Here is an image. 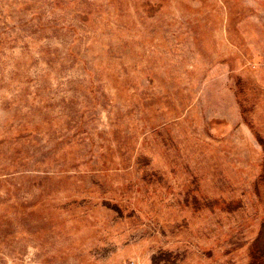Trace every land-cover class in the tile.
Returning <instances> with one entry per match:
<instances>
[{"label": "rangeland", "instance_id": "374dc122", "mask_svg": "<svg viewBox=\"0 0 264 264\" xmlns=\"http://www.w3.org/2000/svg\"><path fill=\"white\" fill-rule=\"evenodd\" d=\"M0 264H264V0H0Z\"/></svg>", "mask_w": 264, "mask_h": 264}]
</instances>
